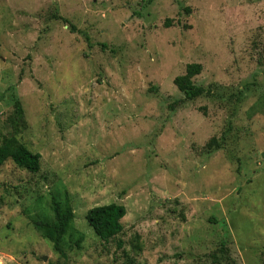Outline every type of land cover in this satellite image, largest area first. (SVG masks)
<instances>
[{
    "label": "rangeland",
    "instance_id": "rangeland-1",
    "mask_svg": "<svg viewBox=\"0 0 264 264\" xmlns=\"http://www.w3.org/2000/svg\"><path fill=\"white\" fill-rule=\"evenodd\" d=\"M0 136L41 154L0 167V264H264V0H0ZM65 193L62 254L35 220Z\"/></svg>",
    "mask_w": 264,
    "mask_h": 264
},
{
    "label": "trees",
    "instance_id": "trees-1",
    "mask_svg": "<svg viewBox=\"0 0 264 264\" xmlns=\"http://www.w3.org/2000/svg\"><path fill=\"white\" fill-rule=\"evenodd\" d=\"M67 21V20H66ZM68 22V21H67ZM201 63H189L184 74L178 75L174 79L177 87L185 93L188 99L197 98L203 94H209L210 89L197 85L193 77L202 71ZM14 102L18 112H22L21 102L17 95H14ZM221 146L216 138H212L207 144L208 152L214 151ZM11 159L17 166L30 172H38L41 169V154L33 152L26 144L15 137L0 136V167ZM54 218H40L35 220L36 227L42 231L43 236L53 242L54 248L65 254L63 243L65 236L73 227L74 210L68 193L63 199H55L53 202ZM127 214L124 204L111 202L108 204L97 205L87 211L86 219L94 231L105 241L117 237L123 230L122 219ZM84 234L80 232L76 244L80 246ZM123 242L118 241L121 247ZM226 241L221 243L219 251L211 256L215 264H224V260L229 256Z\"/></svg>",
    "mask_w": 264,
    "mask_h": 264
},
{
    "label": "water",
    "instance_id": "water-1",
    "mask_svg": "<svg viewBox=\"0 0 264 264\" xmlns=\"http://www.w3.org/2000/svg\"><path fill=\"white\" fill-rule=\"evenodd\" d=\"M44 259H46V256H44Z\"/></svg>",
    "mask_w": 264,
    "mask_h": 264
}]
</instances>
